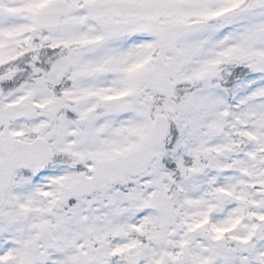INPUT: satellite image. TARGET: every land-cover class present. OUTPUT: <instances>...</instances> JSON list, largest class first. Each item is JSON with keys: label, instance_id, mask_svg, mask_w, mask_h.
Instances as JSON below:
<instances>
[{"label": "snow or ice", "instance_id": "1", "mask_svg": "<svg viewBox=\"0 0 264 264\" xmlns=\"http://www.w3.org/2000/svg\"><path fill=\"white\" fill-rule=\"evenodd\" d=\"M0 264H264V0H0Z\"/></svg>", "mask_w": 264, "mask_h": 264}]
</instances>
